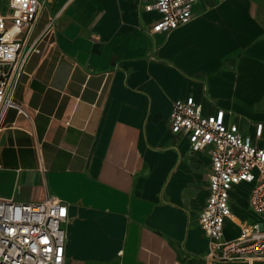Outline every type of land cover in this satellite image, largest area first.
<instances>
[{"label":"crops","instance_id":"crops-1","mask_svg":"<svg viewBox=\"0 0 264 264\" xmlns=\"http://www.w3.org/2000/svg\"><path fill=\"white\" fill-rule=\"evenodd\" d=\"M150 1L39 0L29 30L39 51L14 99L30 117L5 114L0 199L60 198L65 264H204L210 158L171 131L172 101L193 96L241 124L264 95V0H195L169 32L150 30ZM242 199L232 212L251 220ZM238 229L226 219L224 238Z\"/></svg>","mask_w":264,"mask_h":264},{"label":"built area","instance_id":"built-area-1","mask_svg":"<svg viewBox=\"0 0 264 264\" xmlns=\"http://www.w3.org/2000/svg\"><path fill=\"white\" fill-rule=\"evenodd\" d=\"M195 0H151L146 10L159 17L152 32H169L193 16ZM39 0H8V12L0 13V131L5 114L14 108L29 118L30 113L14 99V91L30 52L39 51L38 38L28 40ZM55 16L45 25L49 30ZM225 110L203 112L193 96L172 101L170 129L186 136L191 150L209 153L208 194L198 223L207 238L204 264H264V124L247 127L225 120ZM68 123V119L65 120ZM242 187L245 198L237 194ZM242 199L256 215L239 220L232 212V200ZM67 206L46 194L37 202L0 199V264H65L64 222ZM230 219L238 233L224 238L223 226Z\"/></svg>","mask_w":264,"mask_h":264},{"label":"rangeland","instance_id":"rangeland-1","mask_svg":"<svg viewBox=\"0 0 264 264\" xmlns=\"http://www.w3.org/2000/svg\"><path fill=\"white\" fill-rule=\"evenodd\" d=\"M261 6L264 7V3H262ZM262 18L264 20V8ZM258 121L264 124V95H261L252 104L246 105V110L240 119L241 125L247 127V131L250 133L252 131L253 124ZM242 191L245 190L242 188ZM242 191L238 190V194H235V196L241 195Z\"/></svg>","mask_w":264,"mask_h":264}]
</instances>
